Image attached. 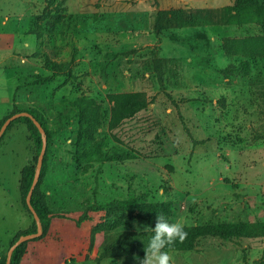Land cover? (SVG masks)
I'll list each match as a JSON object with an SVG mask.
<instances>
[{
	"label": "rangeland",
	"instance_id": "374dc122",
	"mask_svg": "<svg viewBox=\"0 0 264 264\" xmlns=\"http://www.w3.org/2000/svg\"><path fill=\"white\" fill-rule=\"evenodd\" d=\"M47 1L0 0V120L14 98L19 108L40 110L52 132V164L42 187L50 190L57 217L45 238L30 241L27 256L35 264H96L103 234L90 248L91 229L110 212L121 216L124 202L137 196L168 202L170 221L184 226L264 220V58L250 60L247 74L226 76L223 70L240 59L220 45L225 36L264 34L263 27L218 24L157 36L159 8L220 9L233 0H65L56 28L46 26L39 40L28 32ZM38 51L58 61L74 55V78L41 81L47 73L34 57ZM154 55L169 59L164 88ZM119 92H143L152 103L112 128L110 95ZM89 101L102 115L78 161L74 102ZM34 155L27 126L16 123L0 145V256L33 223L19 186ZM155 224L140 217L122 229ZM168 252L171 264H264V237H207L191 251ZM145 256L100 264H140Z\"/></svg>",
	"mask_w": 264,
	"mask_h": 264
},
{
	"label": "trees",
	"instance_id": "16d2710c",
	"mask_svg": "<svg viewBox=\"0 0 264 264\" xmlns=\"http://www.w3.org/2000/svg\"><path fill=\"white\" fill-rule=\"evenodd\" d=\"M65 0H48L47 8L36 14L33 27L28 34H33L37 39L44 35L45 27L56 28L61 17L58 9ZM54 9L56 11L54 12ZM52 16V18H48ZM248 23L260 24L264 29V1L263 0H233L229 5L220 9H197L187 10L185 8H159L154 18V32L160 36L165 31L184 27H201L210 25H243ZM221 50L228 57L240 59L238 65L230 64L223 72L226 76L235 75L236 72L247 74L249 72V61L264 58V34L248 35L243 37L225 36L221 39ZM40 68L47 73L45 77H39L41 81H54L65 77L67 81L74 78L73 59L70 61H58L47 53L38 51L34 54ZM152 67L156 78L162 88L165 84L166 65L169 61L167 57L154 55L151 59ZM113 105L110 114V126L116 128L125 120L135 117L138 113L146 110L152 103L143 92H119L110 95ZM77 109L76 117L78 124L76 129V140L74 141L76 153L75 160L80 161L81 156H87L86 149L89 143L95 139L99 129L102 112L93 101L74 102ZM28 111L43 126L47 135V150L44 157L43 166L37 186L33 192L32 204L40 216L43 224V234L39 237L24 241L14 251L11 264H30L27 259L28 246L30 241L45 238L52 227L53 219L57 217L52 208L49 190L43 189L45 177L52 164V132L42 115V112L33 107L19 108L18 103L13 98V107L10 114L0 120V128L4 121L14 113ZM23 123L27 126L31 138L34 142L35 155L32 161L28 162L21 171L20 179V200L24 208L33 216L26 198L34 180L39 154L42 150L43 139L39 128L34 121L27 116H22L8 126L5 134L16 124ZM84 151V152H81ZM117 210V209H116ZM114 210V211H116ZM121 216H111L98 222L90 232L89 244L93 248L96 243L98 233H105L104 239L99 246L98 254L95 258L96 264H100L105 259L119 258L130 255H146L145 244L150 237L151 229L148 231H136L133 229H122L128 227L134 218L146 217L156 223L157 213L164 214L169 220L174 216V211L168 202L151 201L147 196L132 197L122 205ZM112 211V212H114ZM34 217V216H33ZM86 219L82 215L77 222L81 223ZM187 236L183 241H175L169 246L167 251H191L195 249L197 243L202 238L219 237L222 239L233 238H256L264 237V220L256 221H219L216 223H206L196 226H184ZM37 231V224L34 218L30 227L19 230L15 234L11 245L16 242L21 235L34 233ZM7 255L0 256V264H6Z\"/></svg>",
	"mask_w": 264,
	"mask_h": 264
},
{
	"label": "clouds",
	"instance_id": "9594fccd",
	"mask_svg": "<svg viewBox=\"0 0 264 264\" xmlns=\"http://www.w3.org/2000/svg\"><path fill=\"white\" fill-rule=\"evenodd\" d=\"M138 231H148V226L141 228L137 225ZM151 235L145 244L146 256L140 259V264H171V256L166 250L175 241H183L187 232L184 225L179 222L170 221L164 214L157 213V221L151 227Z\"/></svg>",
	"mask_w": 264,
	"mask_h": 264
},
{
	"label": "water",
	"instance_id": "95a60500",
	"mask_svg": "<svg viewBox=\"0 0 264 264\" xmlns=\"http://www.w3.org/2000/svg\"><path fill=\"white\" fill-rule=\"evenodd\" d=\"M22 116H27L30 117L34 123L36 124V126L39 128L41 134H42V139H43V146H42V150L39 154L38 157V161H37V166H36V171H35V176H34V180L33 183L31 185V188L29 190V193L27 195L26 201L27 204L31 210V212L33 213V216L36 220V224H37V231L34 233H30V234H25V235H21L19 237V239L14 242V244L11 245L8 254H7V262L6 264H11V260H12V256L13 253L15 251V249L24 241L39 237L43 234V224L41 222L40 216L37 213L36 209L34 208L33 204H32V196H33V192L37 186V183L39 181L40 178V174H41V169L43 166V162H44V157H45V153L47 150V135H46V131L43 128L42 124L28 111H21V112H17L12 114L11 116H9L4 123L2 124L1 128H0V141L2 139V136L4 135L5 131L7 130L8 126L12 123V121H14L15 119L22 117Z\"/></svg>",
	"mask_w": 264,
	"mask_h": 264
},
{
	"label": "crops",
	"instance_id": "0c3cea01",
	"mask_svg": "<svg viewBox=\"0 0 264 264\" xmlns=\"http://www.w3.org/2000/svg\"><path fill=\"white\" fill-rule=\"evenodd\" d=\"M49 192H50V190H49ZM99 234H101V233H98L97 234V237H96V241H97V239H98V235ZM103 234V236H102V239L100 240V244L102 243V241H103V239H104V236H105V233H102ZM96 244V243H95ZM100 244H99V246H100ZM95 246V245H94ZM98 250H99V247H98ZM27 259H28V261H29V263L30 264H35L34 262H33V260H32V258L30 257V255H29V257L27 256ZM70 259V262H74L75 260H74V258H69ZM84 261V260H83ZM68 261L66 260L65 261V263H67ZM41 264H43V263H41Z\"/></svg>",
	"mask_w": 264,
	"mask_h": 264
}]
</instances>
